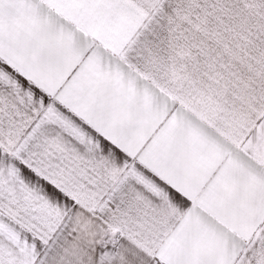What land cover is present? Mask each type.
I'll return each instance as SVG.
<instances>
[{
    "label": "snow or ice",
    "instance_id": "snow-or-ice-1",
    "mask_svg": "<svg viewBox=\"0 0 264 264\" xmlns=\"http://www.w3.org/2000/svg\"><path fill=\"white\" fill-rule=\"evenodd\" d=\"M0 264H264V0H0Z\"/></svg>",
    "mask_w": 264,
    "mask_h": 264
}]
</instances>
